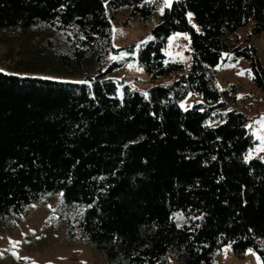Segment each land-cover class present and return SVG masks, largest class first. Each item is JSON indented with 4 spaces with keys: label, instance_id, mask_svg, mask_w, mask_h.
I'll use <instances>...</instances> for the list:
<instances>
[{
    "label": "trees",
    "instance_id": "1",
    "mask_svg": "<svg viewBox=\"0 0 264 264\" xmlns=\"http://www.w3.org/2000/svg\"><path fill=\"white\" fill-rule=\"evenodd\" d=\"M0 0V34L11 43L49 30L43 49L0 68V225L61 194L57 220L69 240L89 241L105 264H217L229 245L264 264V161L251 118L230 105L216 69L249 61L264 91L252 38L264 32V0ZM154 21L136 60L151 78H176L141 93L111 75L112 25ZM250 25L245 43L231 36ZM190 39L187 69L163 53ZM43 63L39 65V63ZM81 75V79L74 76ZM83 81V83H80ZM119 87L121 90L119 92ZM188 95L201 100L187 109Z\"/></svg>",
    "mask_w": 264,
    "mask_h": 264
},
{
    "label": "rangeland",
    "instance_id": "2",
    "mask_svg": "<svg viewBox=\"0 0 264 264\" xmlns=\"http://www.w3.org/2000/svg\"><path fill=\"white\" fill-rule=\"evenodd\" d=\"M172 2V0H171ZM154 21L140 22L137 18L128 19V12L121 10L117 21L112 25V44L115 48H123L134 44L133 53L121 49L110 54L109 62L121 61L128 57L124 65L117 69L111 77L115 81H123L132 89L141 93L156 85H167L176 76L149 78L136 60L137 50L151 37ZM251 27L247 25L231 36L234 41L245 43V38ZM49 30L33 31L20 38L6 42L0 34V68L17 67V61H30L34 50L43 49L42 41L49 37ZM146 41L145 43H141ZM257 48V54L264 66V32L252 38ZM137 45H140L137 48ZM169 60L181 61L185 68L189 66L191 52L189 35L185 32H175L168 40L163 50ZM123 54V58H121ZM117 57L113 60L111 57ZM43 63H39L42 65ZM131 65V68L129 67ZM239 73H243L242 75ZM250 64L247 59L239 58L231 62L226 60L216 69V84L220 90L235 85L237 90L230 105L238 108L251 118L248 123L250 134L255 141L254 148L248 150L245 159L257 157L264 161V91L257 89L253 83ZM81 79V75L74 76ZM121 87H119V92ZM201 99L188 95L180 101L182 109H187ZM61 194L49 196L41 203H32L25 213L6 224L0 225V264H105L101 254L89 241L82 238L69 240L65 236V227L57 220L58 204ZM217 264H262L254 251L247 250L243 255L235 254L229 245L222 247L216 254ZM170 264H178L171 261Z\"/></svg>",
    "mask_w": 264,
    "mask_h": 264
},
{
    "label": "snow or ice",
    "instance_id": "3",
    "mask_svg": "<svg viewBox=\"0 0 264 264\" xmlns=\"http://www.w3.org/2000/svg\"><path fill=\"white\" fill-rule=\"evenodd\" d=\"M146 2H150V0H146ZM170 5H171V0H163V7L160 9V11H161V14H163V10H164V8H166V7H170ZM146 41H143V42H141V43H145ZM140 45H137V48L139 47ZM121 58H123V54H121ZM111 59H113V60H115V59H117V57H115V56H113V57H111ZM129 67L131 68V65H129ZM239 74H243V73H239ZM249 78H251V75L249 74ZM80 83H83V81H81ZM262 120H264V118H261ZM262 139H264V138H262ZM261 151H264V146H262L261 147V149H260ZM251 251V250H250Z\"/></svg>",
    "mask_w": 264,
    "mask_h": 264
}]
</instances>
